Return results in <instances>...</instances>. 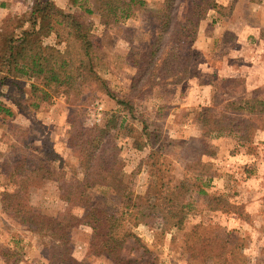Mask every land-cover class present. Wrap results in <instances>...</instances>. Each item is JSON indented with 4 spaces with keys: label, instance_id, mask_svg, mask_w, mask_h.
Listing matches in <instances>:
<instances>
[{
    "label": "rangeland",
    "instance_id": "rangeland-1",
    "mask_svg": "<svg viewBox=\"0 0 264 264\" xmlns=\"http://www.w3.org/2000/svg\"><path fill=\"white\" fill-rule=\"evenodd\" d=\"M20 1L6 9L0 6V31L5 26L15 28L7 18L27 16L31 1ZM174 1L181 21L189 3L198 0ZM58 2L66 5V12L82 11L94 21L95 45L105 62L100 67L104 81L84 80L71 94L39 111L30 105L31 85L26 77L8 70L5 64L0 66V101L11 110V114L0 111V264H113L107 256L93 253L91 226L73 228L68 251L41 230L36 217L38 213L56 217L68 212L78 216L87 213L88 206L69 200L70 183L83 177L70 144L81 128L103 125L110 110L121 116L122 127L115 137L121 148L122 177L136 194L150 193L154 198L158 174L152 165L154 150L163 155L160 167L166 180L194 178L196 172L189 165L209 150L201 156L210 170L204 176V180L209 176L208 182H201L207 194L195 201L184 226L164 232L161 219L141 225L136 229L141 242L131 240L125 254L138 258L139 264H150L146 261L154 257L157 264H214L210 257L193 258L189 246L202 250L204 241L223 237L229 239L226 245L234 252L229 255L233 264H264V129L250 138L203 136L200 117L204 106L221 112L229 99L264 96V37H260L257 23L260 16L264 19V8L253 11L257 21L241 31L240 35L249 36L242 40L236 31H226L212 44L210 35L217 25L209 21L202 39L199 26L188 61L183 47L167 42L154 77L147 75L132 90L136 67L127 55L131 48H147L159 29L160 12L152 16L137 9L139 15L100 26L99 12L84 11L94 9L92 0ZM238 14L242 15L236 26L241 28L244 12ZM59 29L61 38L53 33L46 42L61 40L59 47L63 49L69 27ZM4 49L0 41L1 54ZM162 76L166 79H160ZM229 78L234 80L227 81ZM124 99L129 103L120 104ZM97 100L103 104L101 110ZM99 113L101 120L97 121ZM219 195L232 208L210 209L209 201ZM122 207L118 201L116 209Z\"/></svg>",
    "mask_w": 264,
    "mask_h": 264
},
{
    "label": "trees",
    "instance_id": "trees-1",
    "mask_svg": "<svg viewBox=\"0 0 264 264\" xmlns=\"http://www.w3.org/2000/svg\"><path fill=\"white\" fill-rule=\"evenodd\" d=\"M92 2L94 9L87 8L84 11L99 12L100 21L105 25L117 24L120 18L129 17L137 9L152 16L155 11L160 12L157 16L160 19L159 29L147 48H131L127 55L128 61L136 67L132 90L138 88L140 81L147 75L154 77V69L167 42H175L183 47L184 57L188 61L201 22L210 9L219 6L217 0L190 2L180 21L177 19V4L174 0H164L158 10L150 7L146 0ZM30 8L26 17L7 18L8 22L16 24L14 29L10 30L5 26L0 31V41L5 48L0 53V66L5 64L8 70L26 77L31 85L30 105L36 110H44L59 97L71 94L84 80L103 83L100 67L105 62L95 45L94 21L89 20L82 11L66 12L54 0H31ZM64 25L69 27L65 47H59L61 40L56 44L47 43L46 38L53 33L61 38L59 27ZM160 79L164 80L166 77L162 76ZM182 80L183 78L178 79ZM231 80L234 79H227ZM128 100H119V103H129ZM0 111L11 114V110L1 101ZM200 117L203 136L228 134L250 138L258 130L264 129V96L257 94L229 99L225 104V111L221 112L212 106H204ZM120 119L118 111L110 110L105 114L103 125L91 129L81 128L72 137L70 147L77 154L83 177L74 178L70 183L69 200L88 206L87 213L78 216L68 212L57 217L38 213L36 217L41 230L68 251L73 228L86 224L93 229L91 249L94 254L107 256L113 264H139L138 258L130 257L124 252L131 240L141 242L136 229L141 225H151L157 219H161L164 232L182 228L193 211L195 201L207 194L201 182L210 170L201 156L209 150L202 152L189 165V169L196 172L194 178L171 177L168 180L164 178L165 171L160 167L163 155L154 150L151 153V158L154 159L152 165L158 173L154 198L150 193L136 194L122 177L121 148L115 137L116 131L122 127ZM208 179L204 180V184ZM118 201H122V210L116 209ZM209 208L227 211L232 205L219 195L209 201ZM211 226L213 228L212 224ZM211 239L202 243V250L200 247L189 246L192 257H210L214 264H233L229 255L234 252L226 245L229 239ZM145 251L149 250L145 248ZM146 262L157 264L156 257Z\"/></svg>",
    "mask_w": 264,
    "mask_h": 264
},
{
    "label": "crops",
    "instance_id": "crops-1",
    "mask_svg": "<svg viewBox=\"0 0 264 264\" xmlns=\"http://www.w3.org/2000/svg\"><path fill=\"white\" fill-rule=\"evenodd\" d=\"M58 1L59 0H55V3L58 6L62 8L66 7V5H62ZM146 1L150 7H158V5L161 6L164 2V0H146ZM20 2H23V1L0 0V6L1 8L6 9L7 6L9 7V6H12V4L14 3H20ZM217 2L219 6L217 8L210 9L211 11L208 13V17L201 22L200 32H199L200 39H202V37L205 35L204 32L206 33L205 25L208 26L207 24H209L210 22H212L214 26L217 25L216 29L215 27L212 28V33L210 35L211 36L210 40L212 41V44H214L215 42L217 43L218 37L221 38L222 34H224L226 31H236L234 32L235 35L242 37V38L239 37L241 40L244 38H248L249 37L248 35H245V34L240 35V33L244 28L250 27V25L252 24L251 23L252 21L254 20L257 21L256 18H254L256 14L253 11L256 10L257 8L263 9L264 0H259V1H255V0H217ZM242 12H244L242 16V20H240L242 21V26L241 28H239L236 26V21L238 20V16L242 15L238 13H242ZM138 13H139L138 11L134 10V12H132V14L127 18L137 15ZM123 20L124 18H120L119 21L122 22ZM100 22L101 21H99L98 24H100V26H104ZM258 22H260V28H259L260 30L258 29V33H260L261 34L260 37L263 38L264 35L262 34V32H264V19L261 18L260 16L258 18L257 23ZM121 39L123 38L121 37ZM199 84L200 83H198V85ZM164 85L166 86V84L163 83L162 86ZM179 85H181V83L178 84L177 86ZM182 85H185V84H182Z\"/></svg>",
    "mask_w": 264,
    "mask_h": 264
},
{
    "label": "built area",
    "instance_id": "built-area-1",
    "mask_svg": "<svg viewBox=\"0 0 264 264\" xmlns=\"http://www.w3.org/2000/svg\"><path fill=\"white\" fill-rule=\"evenodd\" d=\"M96 106H97L98 110H101L102 107H103V104L101 103L100 100H97L96 101ZM96 120L97 121H100L101 120V114L100 113L98 115H96Z\"/></svg>",
    "mask_w": 264,
    "mask_h": 264
}]
</instances>
